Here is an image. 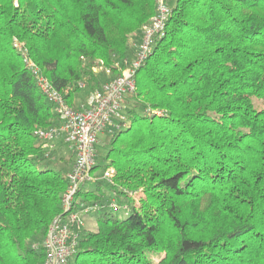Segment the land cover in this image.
<instances>
[{
	"label": "trees",
	"instance_id": "trees-1",
	"mask_svg": "<svg viewBox=\"0 0 264 264\" xmlns=\"http://www.w3.org/2000/svg\"><path fill=\"white\" fill-rule=\"evenodd\" d=\"M169 3L107 138L113 183L79 192L99 204L97 225L69 264H264V0ZM155 11L156 0H0V264H44L70 171L35 134L60 118L14 40L73 104L82 84L122 72Z\"/></svg>",
	"mask_w": 264,
	"mask_h": 264
},
{
	"label": "built area",
	"instance_id": "built-area-1",
	"mask_svg": "<svg viewBox=\"0 0 264 264\" xmlns=\"http://www.w3.org/2000/svg\"><path fill=\"white\" fill-rule=\"evenodd\" d=\"M171 13L169 0H156L155 13L141 28L134 58L129 60L120 74L105 80L99 89L90 92L83 108L70 104L29 57L24 42L14 40V45L22 53L47 102L60 118L58 125L39 128L35 134L43 140L48 153L56 150L59 142H64L74 154V164L68 172V187L62 200L65 213L52 221L42 242L45 249L44 264H69L78 249L81 232L86 228L87 214L99 209V204L84 202L79 196V192L89 182L98 179L93 170L97 164L99 135L106 131L113 132L125 119V97L135 92L136 73L150 56L156 41L165 35ZM101 174L104 180L113 183V167H107ZM112 206L116 207V204L113 202Z\"/></svg>",
	"mask_w": 264,
	"mask_h": 264
},
{
	"label": "rangeland",
	"instance_id": "rangeland-1",
	"mask_svg": "<svg viewBox=\"0 0 264 264\" xmlns=\"http://www.w3.org/2000/svg\"><path fill=\"white\" fill-rule=\"evenodd\" d=\"M139 33V32H138ZM138 33H133L130 38H129V43H130V46H131V52H130V59L132 60L134 58V55H135V50H137V47H138V43H139V38H137V35ZM135 52V53H134ZM96 70V69H95ZM106 75L104 76L106 80H108L109 78H112L118 74H111L109 73L108 71L105 73ZM84 87L83 90L77 95V97L75 98L77 103H73L72 105H74L75 107L77 108H80L81 105L85 106L86 104V100H87V97L89 95V91L86 90V87L85 86H82ZM112 132H109V131H106V132H103L99 135V138H98V143H97V164H100V168H97L96 171H95V175L98 179H103L101 176H102V171H103V167L105 165V160H104V157H105V154L108 150V147H109V144H108V136L111 134ZM68 148V147H67ZM65 148V147H61L60 150L58 151V153L56 154V158L53 159V162H55L54 164L57 166V167H60V168H65V169H69V166H71V164L74 162L72 161V158H71V151L70 149L68 148ZM63 158L62 160L60 158ZM72 164V165H73ZM69 172V171H68ZM104 180V179H103ZM92 186V183L89 182L87 187H90ZM142 192H139L137 193L135 196H136V204L139 205V199L140 197L142 196ZM90 214H87L86 216V220H85V227L86 228H95L96 227V221H95V218L93 216H88ZM126 214L125 213H121V217H124ZM151 256L154 257L155 261H159L160 259V256L159 255H156L154 253L151 254Z\"/></svg>",
	"mask_w": 264,
	"mask_h": 264
},
{
	"label": "crops",
	"instance_id": "crops-1",
	"mask_svg": "<svg viewBox=\"0 0 264 264\" xmlns=\"http://www.w3.org/2000/svg\"><path fill=\"white\" fill-rule=\"evenodd\" d=\"M135 52H136V50H135ZM134 52V53H135ZM135 56V55H134ZM131 60V59H130ZM75 103H77V101H76V99H74V104ZM84 105V104H83ZM83 105H81V107L80 108H83L84 106ZM61 147H65V148H67L68 146L66 145V144H64V142H59L58 143V150H60V148ZM68 149V148H67ZM73 164V163H72ZM72 164H71V166H72ZM71 166H69V170L71 169ZM88 185V184H87ZM87 185L85 186V187H87ZM91 216H93L94 217V213H92V214H90ZM90 215H88V216H90ZM95 218V217H94ZM95 221H96V219H95Z\"/></svg>",
	"mask_w": 264,
	"mask_h": 264
}]
</instances>
